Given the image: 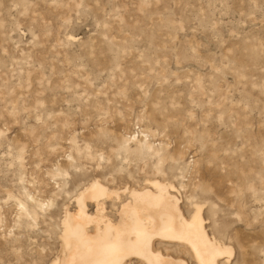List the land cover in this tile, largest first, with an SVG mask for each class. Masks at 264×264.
<instances>
[{"label": "rangeland", "instance_id": "374dc122", "mask_svg": "<svg viewBox=\"0 0 264 264\" xmlns=\"http://www.w3.org/2000/svg\"><path fill=\"white\" fill-rule=\"evenodd\" d=\"M96 177L172 182L264 264V0H0V264H50Z\"/></svg>", "mask_w": 264, "mask_h": 264}, {"label": "bare ground", "instance_id": "6f19581e", "mask_svg": "<svg viewBox=\"0 0 264 264\" xmlns=\"http://www.w3.org/2000/svg\"><path fill=\"white\" fill-rule=\"evenodd\" d=\"M176 186L159 178L115 188L96 177L73 195L61 219L62 250L50 264H190L165 253L161 243L184 245L194 264H222L233 247L206 227L203 203L190 215L181 207ZM119 205L116 217L109 209ZM110 203V204H111ZM95 209L90 212V205Z\"/></svg>", "mask_w": 264, "mask_h": 264}]
</instances>
